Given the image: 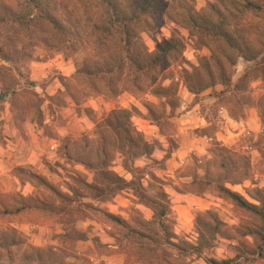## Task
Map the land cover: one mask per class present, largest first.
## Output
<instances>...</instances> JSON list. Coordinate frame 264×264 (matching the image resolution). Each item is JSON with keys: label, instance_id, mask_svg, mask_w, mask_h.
Masks as SVG:
<instances>
[{"label": "clouds", "instance_id": "clouds-1", "mask_svg": "<svg viewBox=\"0 0 264 264\" xmlns=\"http://www.w3.org/2000/svg\"><path fill=\"white\" fill-rule=\"evenodd\" d=\"M193 54L226 57L224 81L216 77L215 86L187 92L180 70ZM38 57L46 58L47 71L29 75ZM0 68L9 71L0 89L8 83L25 105V119L16 124L27 137L5 124V139L13 136L16 143L0 148V207H16L34 195L29 171L42 158L53 164L59 159L58 144L44 136L37 111L59 140L78 124L68 120L74 99L83 109L101 98L98 93L107 97L109 85L141 100L169 89L153 104L159 119L145 138L147 150L126 146L121 155L114 146L116 157L126 161L127 202L121 207L110 193L101 197L104 203L91 193L80 202L98 205L119 223L76 212L53 217V227L30 214L6 217L0 264H21V252L41 240L67 253L63 264H264V220L230 200L221 207L208 198L223 185L239 191L248 207L261 206L253 197L264 192V0H0ZM246 74L247 90L238 91ZM60 76L63 84L55 79ZM241 97L247 102L238 104ZM12 99L10 92L0 101L6 120ZM225 137L236 161L227 170L217 155V141ZM202 189L204 199L191 196ZM61 207L57 202V211ZM209 212L223 222L218 230L215 221L209 231L194 223ZM36 228L40 237L32 232ZM21 236L27 242L18 252Z\"/></svg>", "mask_w": 264, "mask_h": 264}, {"label": "rangeland", "instance_id": "rangeland-1", "mask_svg": "<svg viewBox=\"0 0 264 264\" xmlns=\"http://www.w3.org/2000/svg\"><path fill=\"white\" fill-rule=\"evenodd\" d=\"M198 59L199 58L196 57L195 54H193L191 60L185 58V63L188 65V68L185 69H191V71H193L194 68L198 66ZM193 61H195V63H193ZM46 62V58H36V66L31 69L29 75H31L33 72L36 74H42L46 72L47 70L42 67V65ZM12 63L14 64L15 61L12 60ZM65 71H68L66 64ZM17 73L21 75V78H23V74L19 73L18 68ZM8 79L9 72L7 77L4 78L3 81H8ZM55 79H59L61 84L64 83L62 76L55 77ZM31 83L34 84L35 82L33 81ZM187 92L189 91L187 90ZM1 93L2 89H0V101L8 98V96H3ZM16 96L17 93H15V95L12 96L13 99L9 101L7 120L3 118L4 109L2 106H0V148H6L9 140H11L12 143H16V138L13 136H8L7 139H5V124H7L9 131H11L13 127H15L17 135L21 138L27 139L25 133L20 129V126L16 124V121L18 119L23 122L26 113L25 105L20 103L16 99ZM99 96L101 97L99 100L95 98L91 99L88 105L83 109H81L79 105L76 106L72 115L68 117V120H72L74 117L75 121L78 122V124L73 129L72 133L63 136L59 140H56L54 134L47 128V126L43 124V120L45 119L44 113L41 111H37L36 121L42 128H44V136L52 139L58 144V147L55 149V153L59 157V159L55 160V163L53 164L47 159L42 158L41 166L38 167L36 171H29L30 179L33 182L31 187L35 194L28 197L26 200L22 199L16 207H0V230L5 229L4 221L6 217L20 216L21 214H30V216L35 219V222L40 223L41 225L48 224L49 227L54 226L52 223H50L53 217L60 216L61 214L66 216L70 212H76L84 216H88L89 214H103L107 216L108 213H104L103 209H100L98 205L91 204L87 201H85L83 204L80 203L81 200L84 199L86 193L93 194L92 200L100 199L101 203L105 202L103 199H101V197L97 196L95 190L87 188V186L81 182V179H85L90 183L93 177V172L88 171L82 165L76 162V158L79 155H82L80 138H82L83 136L90 137L91 135L93 139H97L99 136L97 122L104 116H106V114L110 110L115 108L127 107V109L132 110V121L141 131H143L145 137L150 138L153 135L154 131L156 130V122L153 121L151 115L148 113L144 106L145 101L147 100H141L138 97L132 96V100L129 101L127 100V97L123 96L122 93H120L118 97H112L110 95H108L107 97H105L104 95ZM152 97L153 99L149 101L153 103L159 100L153 95ZM57 106L59 107V104ZM49 115H55L54 111H52L51 105H49ZM151 126H153V128ZM196 131L199 132L200 130L197 129ZM65 146L69 147L68 152L74 157V160H69V158L66 157V150L64 149ZM226 148L231 149L228 145H223L221 142L217 141V155L219 158V166L222 168V165L225 164V170L229 169L232 166H235L236 164L234 155L232 154V149L230 153H226L223 151V149ZM109 169L122 177H124L127 173V170L123 166V159H118L117 157L113 160V163L111 164ZM20 171H24V169H20ZM236 186L238 185H234V187ZM127 190L128 188L114 196L119 200L121 207L129 199ZM202 192L203 189L201 190V192L191 193V196L198 197L199 199H204ZM237 192L240 193L239 191ZM180 194L184 195V193ZM131 195H135V192L132 191ZM208 198L210 201L220 203L221 207L224 206L223 202L225 200H228L225 197L220 196V194L214 195L212 193L208 194ZM253 199H257V190L256 196L253 197ZM57 202L62 205L59 211H57ZM213 206H215V204H213ZM112 207L115 208L116 204L113 203ZM117 211H119V209H117ZM214 214L218 216V214ZM107 218L111 220L108 216ZM26 222H28L27 217ZM194 223H197L199 225V223L201 222H199L196 217ZM91 227L93 226L89 225V229ZM32 232L37 237H40L41 235L39 228L33 229ZM52 238L55 239L56 237L53 236ZM225 238L228 237L226 236ZM86 239V236H82V240L84 242H86ZM47 245L50 244H47L43 240H41L40 244L35 246ZM20 249L18 248L17 251L19 252ZM24 251L25 249L20 254L21 264H28V262L23 258ZM11 259L12 258H9V260Z\"/></svg>", "mask_w": 264, "mask_h": 264}, {"label": "trees", "instance_id": "trees-1", "mask_svg": "<svg viewBox=\"0 0 264 264\" xmlns=\"http://www.w3.org/2000/svg\"><path fill=\"white\" fill-rule=\"evenodd\" d=\"M5 59L9 60V63H12V59L9 57H5ZM226 57L221 59L209 58L205 57L203 59H198V67L196 66L193 71H188L186 69H181L183 72L184 81L189 87L187 90L189 93L193 92L194 87H198L203 90L207 86H215V78L219 77L222 81L225 78L224 67L222 66V60H226ZM230 62V61H229ZM9 71L0 68V81H3L4 78L7 77ZM207 76V82H205L202 77ZM230 83L229 81H226ZM237 90H247V74L244 78H241V82L237 85ZM142 91V89H141ZM11 92L12 96L15 95V91L12 90V87L8 84H5L2 88V95L8 96ZM108 93L112 97H118L121 93L118 88H114L111 85L108 87ZM169 94V89L159 88L154 90L152 93L153 96L159 99V95ZM98 95H103L102 93H98ZM247 102L246 97H241V102ZM75 104L78 106L79 101L74 99ZM153 102L147 100L145 101V108L148 113L151 115L153 121L157 122L159 116L153 107ZM133 111L127 108H115L110 110L106 116L100 119L97 122V128L99 131V136L97 139L89 138L88 136H83L80 138V145L82 150V155H79L76 158V162L82 165L88 171L93 172V177L90 183L85 179H81V182L84 183L87 188L95 190L98 197H102L106 194H111L113 196L118 193L124 191L129 187L128 182L124 180V177L118 175L109 167L113 163V160L116 158L114 152V146L119 144V151L121 155H123L124 147H129L130 149L139 148L141 145L144 146L145 150H147V142L146 137L132 121ZM68 146H65V155L69 160H74V157L68 152ZM224 152L230 153L231 149H223ZM123 166L127 170L126 161L123 160ZM226 165L223 164L222 168L225 169ZM235 167V166H232ZM217 190L219 191L220 196L225 197L226 199L234 202L241 208L247 209L249 212H254L255 215L259 216L262 220H264V192L257 190V199L261 200V206L259 209L256 205H252V207H248L249 201H245L240 193L233 192L231 189H225L223 185H217ZM136 195V191L133 190ZM107 216L113 220L112 214H107ZM197 220L200 226L204 227L205 230H209L212 225L210 221H215V229H219L221 224L223 223L219 220V217L214 213L209 212V217L205 219H201V217L197 216ZM116 223H119L118 220H113ZM16 229H11L12 234L16 233ZM8 231L6 229L0 230V237H7ZM264 238V236H262ZM82 239V237H81ZM19 243L17 245V249L22 248L23 244L27 241L23 239V237H18ZM15 242V241H14ZM67 255V253L61 252L56 253L52 251V246H35L29 245L27 249H25L23 258L28 264H32L34 261H38L39 264H63L62 257ZM9 258L11 254H9ZM227 264V262H226Z\"/></svg>", "mask_w": 264, "mask_h": 264}, {"label": "crops", "instance_id": "crops-1", "mask_svg": "<svg viewBox=\"0 0 264 264\" xmlns=\"http://www.w3.org/2000/svg\"><path fill=\"white\" fill-rule=\"evenodd\" d=\"M132 96L131 95H129L128 97H127V100H129V101H131L132 100ZM128 103V102H127ZM125 108H127V107H125ZM193 119H195L194 117H193ZM238 123V122H237ZM152 128H153V126H151ZM153 130V129H152ZM154 131V130H153ZM238 131V130H237ZM232 135H233V137L234 136H236V132H233L232 133ZM235 138V137H234ZM227 141V137H225V139H223V140H219V142H221L223 145H228V142H226ZM200 200H202V199H200Z\"/></svg>", "mask_w": 264, "mask_h": 264}]
</instances>
